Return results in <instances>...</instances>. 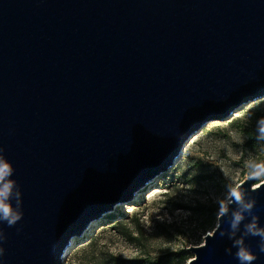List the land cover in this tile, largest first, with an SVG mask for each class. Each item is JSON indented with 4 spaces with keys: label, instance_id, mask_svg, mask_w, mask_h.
I'll return each instance as SVG.
<instances>
[{
    "label": "water",
    "instance_id": "water-1",
    "mask_svg": "<svg viewBox=\"0 0 264 264\" xmlns=\"http://www.w3.org/2000/svg\"><path fill=\"white\" fill-rule=\"evenodd\" d=\"M262 93L264 0H0V148L23 212L0 222V264H61L207 120ZM257 183L238 184L264 227ZM225 205L187 264H239ZM244 215L234 238L264 264Z\"/></svg>",
    "mask_w": 264,
    "mask_h": 264
},
{
    "label": "rangeland",
    "instance_id": "rangeland-1",
    "mask_svg": "<svg viewBox=\"0 0 264 264\" xmlns=\"http://www.w3.org/2000/svg\"><path fill=\"white\" fill-rule=\"evenodd\" d=\"M259 117L264 93L222 119L207 120L170 166L93 218L75 242L89 239L72 246L61 264L157 257L162 264H187L194 256L190 247L201 245L217 224L214 205L219 210V203L228 201L230 183L248 177L246 161H264V141L251 143L247 133L257 128Z\"/></svg>",
    "mask_w": 264,
    "mask_h": 264
},
{
    "label": "clouds",
    "instance_id": "clouds-1",
    "mask_svg": "<svg viewBox=\"0 0 264 264\" xmlns=\"http://www.w3.org/2000/svg\"><path fill=\"white\" fill-rule=\"evenodd\" d=\"M258 139L264 140V117L257 121ZM248 168V178L259 180L257 183L261 186L264 181V161L257 162L255 160L246 161ZM14 167L12 163L4 156L3 149L0 148V222H6L8 226H14L23 217L21 210L22 193L20 187L15 179H13ZM228 200L237 206V211L232 213L229 220V239L233 240L232 247H235V258L239 264H252L257 259L256 254L245 245L244 239H236L235 234L239 231V226L244 221L245 215L250 216L248 223L244 224L243 237L254 236L259 237V251L264 253V227H259V217L253 214L255 200H245V193L241 190V185L237 183H230L228 186ZM15 201V205H13ZM219 214L221 216L227 214V207L223 201L219 203ZM221 232L220 235H224ZM6 236L0 230V242L4 241ZM5 249L0 246V256L4 254ZM228 254H232L231 249L225 250ZM191 264V262H189Z\"/></svg>",
    "mask_w": 264,
    "mask_h": 264
},
{
    "label": "trees",
    "instance_id": "trees-1",
    "mask_svg": "<svg viewBox=\"0 0 264 264\" xmlns=\"http://www.w3.org/2000/svg\"><path fill=\"white\" fill-rule=\"evenodd\" d=\"M261 119V117H259ZM258 118V120H260ZM248 136H249V141L251 143H256L259 139L257 138L258 137V132H257V128L254 130V131H248ZM261 141H264V140H261ZM219 214V211H218V208L217 206L214 205L213 209H212V212H211V215L212 217H216L218 216ZM163 258L162 257H157L155 259H148V260H135V259H121V258H113L112 259V263L113 264H162V261Z\"/></svg>",
    "mask_w": 264,
    "mask_h": 264
},
{
    "label": "bare ground",
    "instance_id": "bare-ground-1",
    "mask_svg": "<svg viewBox=\"0 0 264 264\" xmlns=\"http://www.w3.org/2000/svg\"><path fill=\"white\" fill-rule=\"evenodd\" d=\"M146 182H147V181H146ZM146 182H145V183H146ZM145 183H144V184H145ZM136 190H137V189H136ZM101 215H102V214H101ZM86 229H87V228H86ZM87 231H88V230H87Z\"/></svg>",
    "mask_w": 264,
    "mask_h": 264
}]
</instances>
